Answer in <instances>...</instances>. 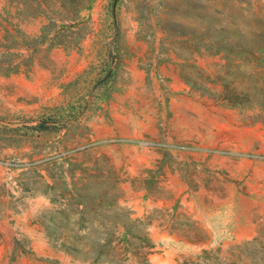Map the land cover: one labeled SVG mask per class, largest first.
I'll use <instances>...</instances> for the list:
<instances>
[{"label":"rangeland","instance_id":"374dc122","mask_svg":"<svg viewBox=\"0 0 264 264\" xmlns=\"http://www.w3.org/2000/svg\"><path fill=\"white\" fill-rule=\"evenodd\" d=\"M87 1L0 0V264H264V124L165 27L227 0Z\"/></svg>","mask_w":264,"mask_h":264},{"label":"trees","instance_id":"16d2710c","mask_svg":"<svg viewBox=\"0 0 264 264\" xmlns=\"http://www.w3.org/2000/svg\"><path fill=\"white\" fill-rule=\"evenodd\" d=\"M40 1L31 0V5H41ZM92 1L88 0L82 7L89 9ZM23 2L17 0L24 9L31 7ZM47 6L51 9L49 4ZM225 8V18L221 19L224 10L201 4L200 20L193 22L196 28L192 31L183 28L175 31L170 28L171 24L165 27L186 40L192 55L220 57L224 61L220 75L210 81L221 87L217 99L230 108L249 113L248 119L253 123L264 124V6L258 1L227 0ZM56 21V16H51L41 35L33 39L34 50L46 43L51 49L62 45L56 42L58 34L49 38L50 27L55 26ZM72 27L73 24L66 28ZM184 60L189 62L190 59Z\"/></svg>","mask_w":264,"mask_h":264}]
</instances>
